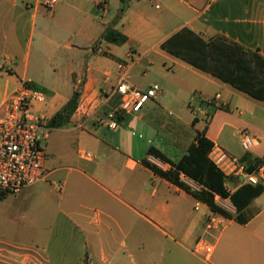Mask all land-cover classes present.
<instances>
[{"label": "crops", "instance_id": "1", "mask_svg": "<svg viewBox=\"0 0 264 264\" xmlns=\"http://www.w3.org/2000/svg\"><path fill=\"white\" fill-rule=\"evenodd\" d=\"M49 1L0 0V117L11 95L25 82L46 90L45 104L32 109L35 115L49 120L75 91L79 103L66 125L51 128L43 138L46 177L21 193L0 197V260L29 264L26 245L30 239L55 243L54 249H69L57 264H124L106 252L118 243L109 223L121 233L128 229L127 234H140L141 229L164 236L180 234L186 243L180 245L182 250L192 256L202 254L192 247L198 225L201 221L207 225L209 215L192 217L189 209L192 206L198 211L203 206L211 215L215 212L155 175L142 160L169 167L147 155L155 142L160 143L156 148L175 161L187 151L195 134L179 141L176 134L181 124L189 123L179 107L208 109L214 116L221 110L232 111L233 101L256 99L164 50L162 43L188 27L206 41L222 36L264 57V0H56L54 9L48 11ZM122 8L123 16L113 23ZM37 23L43 42L32 70L31 39ZM109 26L126 35L127 41L115 44L103 39ZM120 64L132 86L147 89L157 84L160 90L140 111L120 113L118 126L112 128L110 113L121 99L114 91ZM47 73L59 75L54 85L45 84ZM143 76L149 77L146 83H142ZM217 94L220 98L214 100ZM168 105L175 109L169 111L173 118L156 121ZM228 123L225 120L215 136L208 126L198 129H206L215 143L210 157L221 168L217 161L220 152L237 159L247 152L236 156L226 140L219 143ZM52 131L62 133L51 135ZM254 136L256 143L248 151L262 156L264 134ZM71 137L80 146L76 156L71 151ZM262 146L259 154L253 150ZM263 194L232 218L220 214L219 231L223 234L229 228L228 255H243L233 264H264ZM101 215L108 220L104 225L110 240L100 227ZM65 234L68 238L61 241ZM239 236L246 240L243 245L235 241ZM120 245L125 244L121 241ZM215 248L213 245L205 255L206 262L211 261ZM31 264L41 263L33 256Z\"/></svg>", "mask_w": 264, "mask_h": 264}, {"label": "trees", "instance_id": "2", "mask_svg": "<svg viewBox=\"0 0 264 264\" xmlns=\"http://www.w3.org/2000/svg\"><path fill=\"white\" fill-rule=\"evenodd\" d=\"M124 11L125 8L119 11L113 23L123 16ZM102 38L115 44H124L127 41V36L114 26L107 27ZM162 48L252 98L264 102V57L258 51L222 36L206 41L188 27L175 32L162 43ZM25 83L36 88L30 82ZM78 103L79 92L75 91L49 119L50 128L66 125ZM196 122L195 118L193 125ZM214 147L215 143L206 135V129L196 130L187 151L176 161L155 146L149 147L147 155L167 164L168 168L164 169L148 158H144L142 163L155 175L191 194L213 212L232 218L233 213L220 205L217 198L226 200L235 213H240L264 192V181L260 180L256 184L241 183L237 175L226 174L210 157ZM238 160L246 173H254L264 166V154L257 156L247 151Z\"/></svg>", "mask_w": 264, "mask_h": 264}, {"label": "rangeland", "instance_id": "3", "mask_svg": "<svg viewBox=\"0 0 264 264\" xmlns=\"http://www.w3.org/2000/svg\"><path fill=\"white\" fill-rule=\"evenodd\" d=\"M31 69L33 70L34 61H36L35 58L39 57V50L42 46V38L40 33V25L37 23L35 33L31 39ZM42 60L46 61L45 58ZM55 62L58 61V59H53ZM141 75H143L142 72H140ZM59 77V75H57ZM57 76H51L50 74H46L44 77L45 84H52L54 85L58 80ZM142 80V83H146L148 81V76L140 77ZM41 89V90H40ZM39 90L45 94L46 90L42 87H39ZM42 104H36L35 106L44 105ZM34 106V107H35ZM167 111H160V115L155 118L156 121L162 119H171L173 116L169 115V111L175 112V109L173 106L168 105ZM232 111L227 110H221L218 111L216 114H211V112H208L206 109H203L206 112V116L201 115L197 111H190L187 108V105L179 107L178 110H184L183 113H185V120H189V123L187 126H184L181 124V128H179L178 133L176 134L179 141H186L189 138H192L194 134L196 133V130L208 126L209 133L212 136H215L218 131L222 128L223 122L226 120L228 125L223 126L222 132L220 134L219 143L223 144V140H226L229 143L230 150L235 154L236 156L241 155L245 149L242 146V140H241V130H245L246 132L250 133L251 135L256 136H263V130H264V103L257 100L252 101H233L231 105ZM201 109V108H198ZM52 111V109L50 110ZM251 111L254 112V116L252 117ZM239 112H242L241 115H239ZM50 112L48 111V114ZM181 113V114H183ZM45 114V115H48ZM193 116L197 118V125H193ZM240 130V131H239ZM239 131V132H238ZM62 133L61 131H52L51 135H56ZM72 143L70 145L71 151H73L74 155L76 156L77 150L80 148V146L77 143L76 138L71 137ZM158 142L154 143V146H159ZM42 145L45 147L46 140H42ZM82 147V146H81ZM263 149V146L260 149H253L256 153H261ZM241 177V176H239ZM239 182H244V179L241 177ZM191 183V182H189ZM192 184V183H191ZM193 185V184H192ZM22 192V191H21ZM20 192V193H21ZM18 194V193H17ZM11 195V194H7ZM261 201L264 200V194L261 197ZM200 210L194 211L192 209V206L189 209L190 216L198 217L200 215H204L207 213L209 216L211 215V212L201 206L199 207ZM198 208V209H199ZM231 209V208H230ZM234 209H231V213H235L233 211ZM230 211V210H229ZM207 215V216H208ZM101 229L104 230L106 237L108 239L110 238L109 231L104 223L107 220V218L104 215H101ZM238 220L237 218H235ZM109 223V222H108ZM111 225V228L114 231V235L117 238L118 243L111 244L109 248H106V252L115 255L116 259H122L121 261L124 264H233L236 263V260H242L243 255L242 253L237 256L228 255V250L226 249V245H228L231 242V239L229 238V228L228 230L221 234V231L214 230V229H207L206 222L201 221V224L198 225L196 229V241L193 242L194 250L197 247V243L200 239H203L207 241L211 246L215 245L216 248L214 249L211 261L206 262L204 260L205 253L197 254L196 256H192L182 250L181 246L184 242L180 234H173L171 233L169 236H164L160 233H154L149 234L142 231L140 234L135 233H126L128 229L124 230L122 233L114 226L113 223H109ZM226 224V223H225ZM232 228L236 227L235 225L230 226ZM236 229V228H235ZM238 229V228H237ZM61 241H65L64 239L68 238L67 234L61 236ZM110 240V239H109ZM124 242L125 245L121 246L120 242ZM240 245H243L244 242H246L245 238L242 236H239L237 240H235ZM186 244V243H185ZM55 243H49V242H36L30 241V239L27 242V249H28V256H29V264H31V260L33 259V256L38 259V262L41 264H57L59 259L69 254L71 251L69 249H54ZM133 245V246H132ZM163 248V249H161ZM164 251V255L161 256L160 253ZM238 252V251H236ZM235 253V252H233ZM0 264H9L7 260L1 259ZM15 264V263H12ZM20 264V263H17ZM23 264V263H21Z\"/></svg>", "mask_w": 264, "mask_h": 264}, {"label": "built area", "instance_id": "4", "mask_svg": "<svg viewBox=\"0 0 264 264\" xmlns=\"http://www.w3.org/2000/svg\"><path fill=\"white\" fill-rule=\"evenodd\" d=\"M55 2L56 0H50L46 3L48 11L54 9ZM119 69L121 70L119 82L114 91L121 96V99L118 106L110 113L109 126L112 128L118 126L120 113L140 111L143 105L154 99L160 90L157 84L147 89L132 86L125 80V74L122 72L123 65L120 64ZM218 98L220 95L217 94L214 100ZM45 102L46 95L27 83L22 84L8 100L7 109L0 117V197L20 193L23 189L42 181L47 175L44 168L47 153L42 140L51 128L46 116L35 115L32 112L36 104ZM197 112L206 116L203 109H198ZM240 133L243 148L246 151L250 150L256 143V137L245 130H241ZM217 161L225 173L242 175L244 182L256 184L260 180L264 181V166L254 173H246L244 166L236 157L224 152H220ZM217 201L225 209L230 210L226 200L217 198ZM222 223V216L219 213H213L209 216L207 228L219 230ZM196 249L208 256L212 246L200 239Z\"/></svg>", "mask_w": 264, "mask_h": 264}]
</instances>
